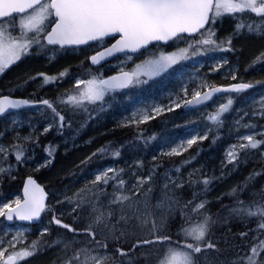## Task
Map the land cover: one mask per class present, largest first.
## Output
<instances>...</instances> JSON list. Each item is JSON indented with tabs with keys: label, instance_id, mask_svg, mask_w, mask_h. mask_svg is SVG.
<instances>
[{
	"label": "snow or ice",
	"instance_id": "1",
	"mask_svg": "<svg viewBox=\"0 0 264 264\" xmlns=\"http://www.w3.org/2000/svg\"><path fill=\"white\" fill-rule=\"evenodd\" d=\"M245 12L255 14L260 23H238L236 32L239 33L241 30L246 29L250 34L264 35V0H0V74H3L12 64L19 61L22 56L27 55L33 45L40 48L52 45L63 49L66 46L82 45L87 44L89 41H96L103 47V41L106 37L115 39V43L90 57L93 64H99L101 60L117 53L124 54L126 59L130 60L132 54L138 53L153 41L179 40L183 38V34L201 33L202 29L208 38H202L198 41L196 47L210 45L213 49L227 50L222 49L221 43L212 38L215 36V32L205 26L214 25L218 19H222L225 15L234 18L236 14ZM49 28L50 30H48ZM14 31L18 34L14 35ZM204 33H201V35L203 36ZM41 34H43V40ZM222 43H227L230 46L231 37L226 38V41ZM192 47L194 46L190 44L189 48ZM187 51L188 49H181L178 56L175 54L160 56L148 61L145 65L146 70L143 72L135 70L132 72L121 71L118 75L106 79L100 78L97 80L94 78L86 82L88 86L83 90H79V85L85 82L78 81L76 85L78 94H68L61 103L86 110V103L96 104L99 101L101 102V108H103L106 96L123 89L147 84L153 77L167 72L179 60L188 59ZM140 68L141 65H136V69ZM65 74L66 72L60 73L59 77L41 75L44 78V83L47 84L63 78ZM141 75L145 76L146 79H141ZM253 86L248 83H238L233 84L227 90L211 88L203 96L199 91H195L192 94V99L184 102V106L186 109L192 110L211 100L215 93L222 91L240 93ZM29 103L25 99H10L8 96H3L0 98V115L10 109H19ZM41 103L51 109L54 123L58 122L59 128H63L65 118L57 111L56 106L49 100H43ZM232 103L233 101L229 99L227 103L220 105L214 115L208 116L209 121L218 127L222 126L223 120L221 117L229 111ZM179 106V104L176 105V107ZM262 107H264V102H262ZM161 111L163 109L159 107L152 109V112L157 115ZM168 111H172V108H169ZM261 114L264 115V112H261ZM154 118L153 115L147 113L140 115L138 118L137 114H134L132 122L145 123ZM51 127L50 124L44 129V132H48ZM244 127L254 128L255 126L245 125ZM259 135L264 136V133H259ZM24 139L27 141L31 137H25ZM149 139H155V137ZM205 139H208L207 135H194L185 142L186 146L181 144L179 148H172L166 155H181V150L187 151L192 145ZM240 139L246 141V143L242 142L238 146L234 145L233 150L227 153V163L233 164V166H235L234 162L237 161L239 151L258 149L264 144V140L254 139L253 135H245ZM237 148L239 151H237ZM13 149L15 150L16 160L20 162L24 156L22 146L14 145ZM6 151L7 149L0 145V154ZM52 151L50 148L49 156L52 155ZM98 151L104 154L108 149L103 148ZM112 154L118 157L120 151L116 150ZM50 162L47 161L46 163ZM9 170L0 167V176ZM176 171L179 172V168ZM109 173H113V175L110 176ZM256 175H260V173H253L249 179H253ZM116 179V170L109 168L97 175L92 183L98 185L102 182L106 186L109 180ZM151 180L152 176L140 178L137 182L139 187L133 186L131 192L124 188L125 182L122 179L119 180L116 189L112 193V199L108 201L107 205H100L99 203L100 196L104 194L103 189L98 192L89 190L90 196L94 197V200L85 198L80 193L74 194L75 200L68 198L70 202L74 203V212L85 203H88L92 208L93 219L86 228L77 230L71 225L63 223L62 219L53 217V222L56 225L72 232L74 236L83 234L90 237L87 243L75 239L57 242L63 245L65 251L74 248L72 255L65 260V264H116L115 258L107 252L109 237L104 240H97V232L93 228L94 226L99 228L103 225L108 230L110 239L119 241L124 233L121 230L120 236L116 235V224L121 221L127 223L130 218L129 213L138 217L141 211V201L135 199V197L138 195L140 188ZM198 182L202 183L206 191L210 180L204 178ZM170 183L178 188L183 186L172 180H170ZM167 187L166 184L165 188ZM83 191L81 190V192ZM148 191H151L150 187ZM232 192L235 194L236 189L234 188ZM24 196L23 202L17 198L15 201L0 205V217H4L7 221H12L14 217L21 221H32L38 219L42 212L52 211L45 204L43 190L36 185L31 177H29L25 186ZM166 200L169 210L178 204V201L170 197H166ZM188 203L191 204L192 202L189 201ZM239 203L243 204V202ZM13 204H15V207H13ZM113 205L120 206V216L116 220V224L111 223L114 216L111 210ZM161 206L163 205H156V207ZM205 206L206 202H200L192 209L193 214L201 213L197 222L192 223L190 218L186 217L189 222L180 229L183 242L172 241V238L167 235H158V226L153 220V239L137 241L133 245V249L144 245L164 244L166 247L158 258V264H201L200 254L206 253L209 249H216V245L208 239L213 221L210 215L203 213ZM147 207V202H144L145 210H147ZM232 211L238 216L257 217L260 221L257 230H264V204L234 207ZM143 222L147 223V220ZM44 231L47 232V229ZM244 235L246 233H241V236ZM2 244L3 241L0 240V246ZM75 245L81 246L74 247ZM31 249L13 252L7 256V259H4V252L0 251V264H18V261L32 256L37 250L35 242L31 245ZM115 252L121 257L128 256V253L119 247L115 249ZM262 254H264V240H260L251 246L248 253L234 260L232 264H264V255ZM204 260L207 264L206 257H204ZM126 264H132V261L127 260Z\"/></svg>",
	"mask_w": 264,
	"mask_h": 264
},
{
	"label": "trees",
	"instance_id": "2",
	"mask_svg": "<svg viewBox=\"0 0 264 264\" xmlns=\"http://www.w3.org/2000/svg\"><path fill=\"white\" fill-rule=\"evenodd\" d=\"M226 23L218 28L220 33L226 31V29H230L229 26L226 27L228 25V23ZM211 26L210 24L208 28ZM201 33H204V30ZM201 33L195 37L187 38L199 40L202 37ZM109 40L113 41L114 39L110 38ZM224 41L226 40H217L218 43H221V47L226 45V43H222ZM244 47L242 43L236 44L235 50L237 53L228 51L231 60L240 65L235 79L220 76L219 72L209 73L212 85H227L237 82H247L254 85L240 93H233L234 109L240 107L243 110V106H249L251 108L250 94L256 90L264 89V51L257 55H249L244 53ZM49 48H51V46H47V49ZM53 48L59 50L57 55L53 58L45 59L42 55L39 56V59L47 62V67L52 69L66 68L62 71L63 73L66 72V76L73 73L85 74L90 71L98 72L96 67L91 66L88 58L82 63L75 61L77 55L69 53L70 50L75 48ZM213 50L217 49H213L210 45L204 46V51L207 53H211ZM202 69L206 71L212 68L207 66ZM113 72L114 71L110 70L106 74ZM62 82L65 83L64 80ZM47 88L48 86H43L42 83H36L34 85L30 77H25L22 80L20 79L11 83L9 90L3 91V93L0 92V95L10 94L26 97L36 102L48 99L57 107L56 102L61 95L55 94L56 91L54 90L48 91ZM119 92V97H111L106 100L103 108L98 106L96 108V115L89 110L86 111L78 107H68L69 109L62 114L65 116L64 124L69 122L70 125L65 131L62 128V133L56 132L55 134V129L53 128L48 132H44V123L42 122L35 130L36 132L34 134L29 135L23 133V135L17 139V142H14L12 135L15 129L11 122V114L0 116V139L8 141L12 148L13 144L21 145L26 151L30 145H35L33 151L38 153L39 156L46 153L45 147L48 143L53 144L54 149L50 161H53L55 158V161H58L57 164H61V167H63V171L58 177L44 184L47 191L50 193L48 207L49 205H54L55 210L61 214L59 218L62 219L63 223L69 224L77 230H83L92 222V208L88 203H85L74 212V203L71 202L69 204V202L66 201L67 198H58L61 201L56 203L54 190L68 192V198H72L73 200L76 199L74 195L76 193H80L81 196L94 200L95 198L90 196L89 190L98 192V187H100L102 182L101 184L93 185V181L88 174L91 168L104 166L108 163L124 162L129 158H135V154L138 153L137 150H140L142 151V156L139 166L143 168L146 175L152 176L150 182V185H152L155 182H166L167 176L177 168L187 169V167H194L203 160L201 164L203 168L202 173L193 177L197 185V192L212 193L213 195L227 199L224 203V209L230 212L232 222L229 220V223L226 224L227 226H221L217 214L213 212L210 207L207 205L205 206L203 213L210 215L213 221L208 239L216 245L217 250L209 249L206 253H201V264H205L204 257H206L207 264H227V262L228 264H232L231 259L241 257L242 253H248L251 246L264 238V230H257L260 222L257 217L248 218L245 216H238L233 213L232 209L234 207H243L252 204H264V159L255 155L254 149L239 151L237 148L239 156L237 161L234 162L235 166L225 163L226 166L223 168V165H220L219 162L222 158L221 153L224 151L226 144L234 141L236 136L229 129L228 122H223V125L216 132L211 131L207 136L208 139L198 141L197 144L192 145L191 148L182 152L181 155L169 156L158 151L154 152V148H157L158 142L161 140V135H168L169 133L176 134V136L182 135V133L180 134L181 130L178 133H173L177 131L176 126L178 122L173 117L168 116L170 112H166L145 123L133 122L123 125L117 123L114 116H116V112L126 105L123 99V92ZM66 95V91H63L62 98ZM106 104L111 105V108H106ZM27 110L28 109L22 111L26 112ZM231 113L232 111L230 114ZM62 136L65 137L63 139H67L66 143L62 142ZM25 137H31V139L26 141L24 139ZM105 137L107 138L105 139ZM150 137H155V139H149ZM85 141L90 142V146L93 150L86 157L75 161V159H77L76 155H74L76 154V149L71 148V145L83 143ZM145 141H147V143H145ZM103 147L107 148L108 151L101 154L98 150L103 149ZM111 147H115L116 149L111 150ZM83 149V147H79L78 151ZM116 150L120 151L118 157L112 154ZM94 153L95 155H93ZM137 157H140L139 153ZM48 166L49 165L40 170H34L28 163H20L18 170L15 172L16 175L14 174L16 177L9 176L7 173L0 177V196L19 192L22 193L24 180L28 175H33L40 182H43L42 174L48 170ZM124 167L127 168V162L124 164ZM253 173H260V175H256L250 180L249 177ZM116 174L119 179V170L116 171ZM111 175H113V173H110V176ZM204 178L210 180L206 191L202 183L198 182ZM74 180H76V185L74 184ZM60 181H63V183L60 184ZM168 185L174 188L172 190L171 188H167L168 193L165 196H149L148 192L139 196L137 200L141 201V211L138 217L132 216L131 213H129L128 215L130 218L127 223L121 221L119 224H116V220L120 216V206H112L111 210L114 216L111 223L116 224V235L120 236L121 230L124 233L119 241H112L108 230L104 228L103 225L99 228L94 226L93 230L97 232V240H104L106 237H109L107 252H112L111 255L115 258L116 264H126L127 260H131L132 264H158V258L162 255L166 245H144L133 249V245H135L137 241L153 239L152 221L154 220L158 226V235H167L183 239L180 235V229L189 222L186 217L190 218L192 223H195L201 216V213L193 214L192 209L195 206L184 208L176 204L169 210L166 197L175 200L176 188L178 190L180 189L173 184ZM116 186V180H109L108 184L103 189L104 194L99 198L100 205H107L108 201L112 199V193L116 189ZM222 187H226V190L223 192L221 191ZM234 188L236 189L235 194L232 192ZM81 190L84 191L81 192ZM144 202H147V210L144 208ZM239 202H243V204ZM157 204H162L163 206L161 207L163 209L156 207ZM48 216L51 217V213L45 211L42 221L44 218H48ZM136 217L138 223L136 222ZM144 220H147V223H144ZM161 221H163V223H161ZM40 223L33 225V229L26 236V241L21 244L25 249L32 250L31 245L35 242L37 250L28 259L18 262V264H65V260L72 255L74 248H69L65 251L63 250V245L57 243L58 241H71L75 239L87 243L90 240V237L83 234L74 236L72 232L60 225H56L54 222L52 224L50 223L47 232L41 231L40 225L42 224ZM1 228L2 225H0V229ZM241 233H246V235L241 236ZM12 240L14 241V238ZM80 246L81 245H75L74 247ZM117 247L124 249V251L128 253V256H119L115 252Z\"/></svg>",
	"mask_w": 264,
	"mask_h": 264
},
{
	"label": "rangeland",
	"instance_id": "3",
	"mask_svg": "<svg viewBox=\"0 0 264 264\" xmlns=\"http://www.w3.org/2000/svg\"><path fill=\"white\" fill-rule=\"evenodd\" d=\"M227 21L228 25L226 27H230V29H226L220 33L218 28ZM260 23L259 18L255 16V14H250L248 12L242 14H236V16L230 17L225 15L222 19H218L214 25L210 28L213 32H215V36L212 37L216 40H226V38L231 37V45L229 46L227 43L222 49L227 50H213L211 53H207L204 51V46L196 47L198 41L202 38H208L205 33L199 40L188 39L184 37L179 40H175L170 44L167 48L162 47H150L149 49L141 52L138 56L132 55V58L126 59L125 55L122 54L115 60L109 62V64L103 66L98 72L90 71L84 73H73L68 76L64 75L63 78L57 79L54 82H50L45 84L44 78L41 74L46 76H57L59 77L60 73H63L64 68H49L46 66L47 62L45 60L39 59V56L42 55L45 59L53 58L59 50L57 48H49L47 47L40 48L36 45H33L27 55L21 57L19 61L12 64L8 69L5 70L3 74H0V92L9 90L11 83L16 82L17 80H22L25 77H30L35 85L42 83L43 86H48V91H56L55 94H60L61 96L57 99V111L63 115L66 112L68 107H74L71 105H66L61 103L62 100L66 99L68 94H78V90L76 88L78 81H84L85 83L79 85V90L85 89L87 85V81L92 79H100L102 78L108 71H120L125 69H130L132 71H140L143 72L146 70V62L152 61L160 56H170V55H179V50L188 49L186 55L189 57L188 59L179 60L177 64L172 65L171 68L167 70V72L162 73L160 76L153 77L148 81L147 84H142L136 87H130L126 90H120L123 92L124 101L126 105L124 108L120 109L116 112V116L114 118L117 122L120 123H129L134 119V114H137V118L144 113L149 115H153L154 117H158L163 113L170 112L168 116L173 117L177 122V131L173 133H178L180 130L181 136H176V134H163L161 135V140L158 142L157 148H154V152L158 151L160 153L166 154L171 151L172 148H179L181 144H185L188 139H191L194 135H209L211 131H217L221 126H217L216 124L209 121L208 116L214 115L220 105L227 103L229 99H231L234 103L233 93L226 94L216 98L211 104L194 111L186 112L183 109L184 102L189 100L192 97V94L195 91L201 92L205 88L212 85L211 78L209 73H217L219 72L220 76L233 78L237 75L239 71L240 65L233 60H231V56L228 55V51L236 52L235 45L243 44L244 53L249 55H257L264 51V35H255L250 34L246 29L241 30L239 33L236 32V25L238 23ZM220 23V24H219ZM226 23V24H227ZM14 35H17L18 32L14 31ZM41 39L43 40V34H41ZM109 41V39L104 40ZM46 43V42H45ZM105 43H103L104 45ZM108 43H106L107 45ZM193 45L194 47L189 48V45ZM101 47L100 43L95 42L84 48H76L69 51L74 55H77L75 61L78 63L84 62L88 57V53L94 51L95 49H99ZM83 48V49H82ZM246 49V51H245ZM195 53V54H193ZM136 65H141L140 69H136ZM210 66L212 69H202L204 67ZM62 69V70H61ZM66 69V68H65ZM64 69V70H65ZM141 79H146L145 76L141 75ZM65 81L63 83L62 81ZM63 83V84H62ZM66 91L67 95L62 98V92ZM119 91L109 96L105 97V101L110 99L111 97H119ZM251 108L249 106H243L244 110L240 107L234 109V105L230 106L228 112L224 113L221 119L223 122H228L229 129L236 135L234 141L228 142L225 146L224 151L221 153L222 158L220 159V165H223V168L227 163V153L230 150H233V146H238L240 143H246V141H242L240 138L245 135H253L254 139L264 140V137H259V133H264V115L261 112H264V107H262V102H264V89H259L250 94ZM179 104V107H182V112L178 110L179 107L176 105ZM101 106V102H97L96 104H85L86 111H90L91 113L97 114L96 108ZM106 108H111V105L106 104ZM154 107H159L163 109L158 115L152 112ZM169 108H172V111H168ZM82 109V108H80ZM232 113L230 114V112ZM63 113V114H62ZM64 116V115H63ZM257 117V119H256ZM65 118V116H64ZM11 122L13 124V128L15 131L13 132V140L17 142V139L20 136L25 134L32 135L36 131V129L44 123V129L47 128L50 124L51 128L55 129L56 132H63L62 128H59L58 122L54 123L53 113L51 110L47 109L45 106H37L35 108H30L26 112L18 111L11 114ZM254 119V120H253ZM65 121V119H64ZM251 121V122H250ZM70 123L64 124V131ZM245 125H254V128H246ZM166 135V136H164ZM62 142L66 143L67 139H63L65 137H61ZM86 144L84 150H80L76 155L77 159L75 161L81 160L82 158L89 155V153L93 150L90 146V142L76 143L75 145L80 147L81 145ZM0 145H2L7 151L3 154H0V167H4L5 169H10L6 171L4 174H9V176H14L15 172L18 170V166L21 163H29L33 168L40 170L41 168L48 166V170L42 174V183L46 184L47 182L52 181L54 178L58 177L62 171L63 167L61 164H57L58 161H55V158L50 163H46L50 161L51 156H49L48 152L51 148L54 149L53 144L48 143L46 145V153L39 156L34 150L35 145H30L28 150L23 149L24 156L20 162L16 160L14 149L10 146L8 141L0 139ZM13 144L12 146H14ZM75 145L72 144L71 148H75ZM70 148V149H71ZM104 148V147H103ZM111 150H115V147H111ZM53 152V151H52ZM184 152L181 150V153ZM134 154V153H133ZM254 154L260 156L264 159V144H262L258 149H254ZM138 153L135 154L137 157ZM140 156V155H139ZM75 157V156H74ZM133 158L131 161L133 162L131 165H139L140 158ZM130 159V158H129ZM129 159L120 163H108L104 166L93 167L88 171L90 178L92 181L95 180V177L102 172L106 171L109 168L115 169L116 171L123 170L122 167ZM202 162L203 160L196 166L187 167V169L180 168L179 172L173 170L166 178L167 184L170 183V180L176 181L177 184H182L186 178L193 179L197 174L202 173ZM59 165V166H57ZM119 167V168H118ZM206 172V171H203ZM16 175V174H15ZM110 175V173H109ZM1 177V176H0ZM16 177V176H14ZM142 178L139 174L134 178L131 187L138 185V180ZM123 180L124 188L129 192L128 186L129 184V175L127 171H124L123 174L120 173L119 179H116V184H118L119 180ZM1 184V182H0ZM144 187V185H143ZM105 185L101 184L98 187V191L104 189ZM226 187H222L221 191H225ZM19 198L21 201L23 200L22 193H13V194H5L0 196V205L3 203H9L15 201ZM63 199V198H62ZM56 203H59L61 200L58 197L55 199ZM71 203L67 198L66 200ZM15 204H13L14 206ZM48 208H51L52 211L51 217L44 218L40 223V230L44 231L45 229H49L50 223H53V217H60V213L55 210L54 205H49ZM38 223V224H39ZM0 225L2 228L0 229V240L3 241L2 246H0V251L4 252V259L13 252H19L24 250L25 248L21 246L22 243L26 241V236L33 229V225L25 224V223H15L9 224L6 222L4 217H0ZM15 237L14 241L12 240ZM264 240V238L262 239ZM109 253V252H108ZM111 254V253H109ZM264 255V254H262ZM30 257V256H29ZM29 257L24 258L23 260L28 259ZM240 258V257H239ZM238 258H233L231 261L237 260ZM20 260L18 262H21ZM121 264V263H117ZM228 264V262H227Z\"/></svg>",
	"mask_w": 264,
	"mask_h": 264
},
{
	"label": "bare ground",
	"instance_id": "4",
	"mask_svg": "<svg viewBox=\"0 0 264 264\" xmlns=\"http://www.w3.org/2000/svg\"><path fill=\"white\" fill-rule=\"evenodd\" d=\"M112 73L110 74H106L103 78L107 77L108 75H111ZM119 124H129V123H133V122H129V123H120V122H117ZM107 137H105L106 139ZM85 142H88V141H85ZM86 144L84 145H81L80 147H86L85 146ZM75 149H76V154L78 153V150H79V147L75 145ZM86 149V148H84ZM83 149V150H84ZM137 152L139 153L140 157L142 156V151L140 150H137ZM133 158H130L128 161H127V168L123 166H119V167H122L123 170L120 171L121 174L124 173V171H127L128 175H129V192H131V190L133 189V187H131V184L134 180V178L136 177L137 174H139L140 176H142V178H146L148 177V175H146L144 173V170L142 167H140L139 165L135 166V165H131L133 162L131 161ZM141 161V160H140ZM122 163V162H120ZM29 165V163H28ZM30 167H32L31 165H29ZM118 167V168H119ZM33 168V167H32ZM34 170H37L36 168H33ZM120 170V168H119ZM65 177V176H64ZM186 179L182 182V187H179L180 190H178L176 188V195H175V200L178 201V205L184 207V208H190V207H193V206H196L197 204H199L200 202H206V205L208 207H210L211 210H213V212H215L217 214V217L219 218V222H220V225L221 226H227L226 224L229 223V220H231L232 222V217H231V214L230 212H227L225 209H224V203L225 201H227V199H224V198H221V197H218L216 195H213L212 193H198L197 192V185L195 184V180L191 178H188V177H185ZM76 180H74V184L76 185ZM151 182V181H150ZM150 182L149 183H146L144 184V187H141L140 188V191L138 193V195L135 197V199H137L139 196H142V194H144L145 192H148L149 193V196H158V197H162V196H165L168 191H167V188H171V190L174 188L173 186L171 185H168L166 182H155L154 184L150 185ZM60 184L63 183V181L59 182ZM168 185L167 188H165V185ZM149 187L151 188V191L149 192L148 189ZM55 192V196L56 198H68V192L66 193L65 191H61V190H54ZM191 201L192 203L189 204L188 202ZM161 209H163L162 207H160ZM227 219H228V222H227ZM235 220V219H234ZM136 222L138 223V219L136 217ZM173 241H179V242H182L183 239H180V238H177V237H171ZM136 248V247H135ZM134 248V249H135ZM217 250V249H216ZM109 253H112L109 251ZM245 253H242L241 254V257L244 256ZM239 258V257H237Z\"/></svg>",
	"mask_w": 264,
	"mask_h": 264
},
{
	"label": "water",
	"instance_id": "5",
	"mask_svg": "<svg viewBox=\"0 0 264 264\" xmlns=\"http://www.w3.org/2000/svg\"><path fill=\"white\" fill-rule=\"evenodd\" d=\"M205 27L207 28L208 25H206ZM49 30H50V29H49ZM201 31H203V29H202ZM197 34H199V33L183 34V35H187V36H196ZM107 38H110V37H106L105 39H107ZM116 38L118 39L119 37L117 36ZM173 40H175V39H173ZM173 40H170V41H167V42H165V41H159V42L153 41V42H151L149 45H147L146 48L141 49L138 53H140L141 51H143V50L149 48L152 44L161 43V44H163V45H166V44L171 43ZM45 42H46V41H45ZM94 42H96V41H89L87 44H82V45H72V46H66V47H69V48H70V47H83V46H86V45L92 44V43H94ZM113 43H115V40L112 41L110 44L106 45L105 47H103L102 49H100V50L96 51L95 53H93L90 57L96 55L98 52L103 51L104 48H106V47H110ZM49 46H52V45H49ZM53 47H59V46H53ZM66 47H65V48H66ZM120 54H122V53H117V54H115L114 56H111V57H108V58H106V59H104V60H101L99 64H93V63L91 62V60H90V62H91V64H92L93 66H99V65L103 64L104 62L108 61L109 59H111V58H113V57H115V56H117V55H120ZM120 72H121V71L116 72V73H113V74H111V75H108L107 77H105V79H106V78H109V77H112V76H116V75H118ZM123 72H132V71H130V70H123ZM238 83H245V82H237V83H233V84H238ZM233 84H229V85H216V86H213V87H211V88H220V89H225V90H227V89H230V87H231ZM211 88H208V89H206L205 91H203V92L201 93V96H203V94H204L205 92H208ZM245 90H246V89H245ZM226 93H232V92H231V91H222V92L215 93V94H213L212 99L209 100V101H207V102H205V104L210 103V102H211L216 96H218V95H223V94H226ZM3 96H8L10 99H25V100H28L30 103H29L28 105L22 106V107L19 108V109H15V110L10 109L9 111H7L6 113H4V114H2V115H0V116H5V115H7V114H11V113H13V112L20 111V110H22V109H27V108H29V107H35V106H37L38 103H39V102H36V101H32V100H30V99H28V98H26V97L13 96V95H8V94L0 95V98H2ZM40 103H41V102H40ZM205 104H204V105H205ZM204 105H201V106H199V107H197V108H200V107H202V106H204ZM185 109H186V108H185ZM195 109H196V108H195ZM186 110H188V109H186ZM29 177H31V179L35 181L36 185H38L39 188L43 190V193L45 194V204L47 205V204H48L49 197H50V193L47 191L46 187H45V186H44V185H43V184H42V183H41L36 177H34L33 175H28L27 177H25L24 184H23V188H22L23 200H22L21 202H23L24 199H25V196H24V189H25V186H26L27 183H28V179H29ZM38 194H39V193H38ZM13 207H15V206H13ZM43 213H44V212H42L41 215H40V217H39L38 219H36V220H32V221H21V220H18V219H16V218L14 217V219H13L12 221H7V222H9V223H14L15 221H18V222H23V223L37 224V223H39V222L41 221V219H42V217H43ZM6 259H7V258H6Z\"/></svg>",
	"mask_w": 264,
	"mask_h": 264
},
{
	"label": "flooded vegetation",
	"instance_id": "6",
	"mask_svg": "<svg viewBox=\"0 0 264 264\" xmlns=\"http://www.w3.org/2000/svg\"><path fill=\"white\" fill-rule=\"evenodd\" d=\"M103 43H105L104 45H103V47H105L106 46V43H108V41H103ZM97 44H98V42H97ZM108 45V44H107ZM88 46V45H87ZM170 46V44L169 45H154L153 47H162V48H167V47H169ZM85 47V46H84ZM83 47V48H84ZM103 47H99V49H95L94 51H92V52H90V53H88V61H89V63L91 64V62H90V56L93 54V53H95L96 51H98V50H100V49H102ZM79 48H81V47H79ZM82 48V49H83ZM76 49V48H75ZM132 55H134V56H138L139 54H132ZM119 56H117V57H115V58H113V59H111L110 61H112V60H115L116 58H118ZM110 61H106V62H104L103 64H101V65H99V66H93V65H91V66H93V67H96L97 68V70L99 71L101 68H103V66H105V65H107V64H109V62ZM130 70V69H129ZM116 72V71H115ZM106 75V74H105ZM104 75V76H105ZM178 110L180 111V112H182V110H181V107H179L178 108Z\"/></svg>",
	"mask_w": 264,
	"mask_h": 264
}]
</instances>
